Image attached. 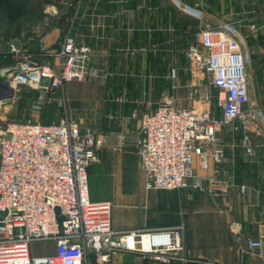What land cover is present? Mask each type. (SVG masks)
Instances as JSON below:
<instances>
[{"label": "crops", "instance_id": "0c3cea01", "mask_svg": "<svg viewBox=\"0 0 264 264\" xmlns=\"http://www.w3.org/2000/svg\"><path fill=\"white\" fill-rule=\"evenodd\" d=\"M175 1L190 15L170 0H71L64 10L53 11L51 24L30 38L23 53L32 64L53 68L62 37L70 32L77 44L90 48L97 78L66 84L63 109L58 92L45 97L25 86L18 92L8 87L25 57L7 48L0 52V126L9 121L57 122L65 110L82 133L107 139L88 167L87 179L92 202L112 203L113 231L181 225L186 261L170 264H264V257L246 245L264 236V0ZM232 23L245 36L243 52L249 58L244 122L218 128L221 164L202 171L196 158L193 165L198 176H214L225 189L216 197L206 191L146 189L135 146L140 116L155 111L163 96L181 108L177 97L189 90L186 48L197 43L202 30ZM213 113L220 116L215 108ZM245 135L250 153L242 147ZM116 138L123 141L119 149ZM30 254L53 256L55 243L32 242ZM86 262L100 264L91 253ZM108 264L154 263L121 250Z\"/></svg>", "mask_w": 264, "mask_h": 264}, {"label": "built area", "instance_id": "2783aa9c", "mask_svg": "<svg viewBox=\"0 0 264 264\" xmlns=\"http://www.w3.org/2000/svg\"><path fill=\"white\" fill-rule=\"evenodd\" d=\"M170 2L190 15L175 0ZM244 42L238 23L202 30L197 43L184 52L193 105L178 108L171 97L163 96L155 111L140 116L135 146L146 189L206 191L213 197L225 189L214 176H198L193 165L196 158L202 171L221 164L218 128L244 122L249 61ZM11 52L16 55L18 50ZM55 58L53 68L20 63L8 87L18 92L25 86L45 97L58 92V105L65 109V85L94 81L97 73L90 66V48L77 44L70 32L63 36ZM106 142L82 133L65 110L57 122L9 121L0 126V264H87L90 253L100 264H108L121 250L139 253L154 264L186 261L181 225L115 232L112 203L90 200L87 169ZM122 144L116 138L118 149ZM249 145L245 135L246 153ZM231 228L234 233L239 230L236 224ZM49 240L55 243L53 256L30 254L32 242ZM246 245L264 257V236Z\"/></svg>", "mask_w": 264, "mask_h": 264}, {"label": "rangeland", "instance_id": "374dc122", "mask_svg": "<svg viewBox=\"0 0 264 264\" xmlns=\"http://www.w3.org/2000/svg\"><path fill=\"white\" fill-rule=\"evenodd\" d=\"M49 2V4L45 5L43 3V0L28 1V5L32 7L35 12L40 14L41 19L36 20L34 17L28 18V21L24 23L20 36L16 38L2 39V41L0 42V52L5 51L8 48L9 52L12 55H15L11 52V49L13 48L18 50V53L15 56L20 57L23 54V56L21 57H25L22 59V63L30 61L26 53H23L24 47L26 46L28 41L31 40L30 38H34V36L42 33L51 24L52 12L55 10H58L59 12L64 10L65 6H67L71 2V0H49ZM191 94L192 92L190 90H187L178 95L177 98L179 99L180 107H190L193 105L194 95ZM35 244L37 246L39 245V242Z\"/></svg>", "mask_w": 264, "mask_h": 264}, {"label": "trees", "instance_id": "16d2710c", "mask_svg": "<svg viewBox=\"0 0 264 264\" xmlns=\"http://www.w3.org/2000/svg\"><path fill=\"white\" fill-rule=\"evenodd\" d=\"M29 0H0V42L20 36L28 18L41 19L40 14L28 5ZM49 4V0H43Z\"/></svg>", "mask_w": 264, "mask_h": 264}, {"label": "water", "instance_id": "95a60500", "mask_svg": "<svg viewBox=\"0 0 264 264\" xmlns=\"http://www.w3.org/2000/svg\"><path fill=\"white\" fill-rule=\"evenodd\" d=\"M9 97H10V96H9ZM2 216H3V214L0 215V217H2Z\"/></svg>", "mask_w": 264, "mask_h": 264}]
</instances>
